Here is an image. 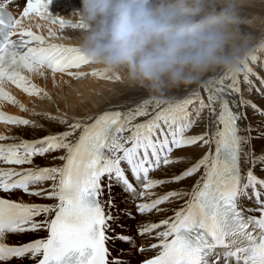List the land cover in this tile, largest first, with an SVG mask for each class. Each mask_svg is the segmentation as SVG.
Segmentation results:
<instances>
[{
	"label": "snow or ice",
	"instance_id": "1",
	"mask_svg": "<svg viewBox=\"0 0 264 264\" xmlns=\"http://www.w3.org/2000/svg\"><path fill=\"white\" fill-rule=\"evenodd\" d=\"M13 2L0 3V102L34 119L0 110V123L48 134L0 133V264H264V56L253 55L243 79L218 74L163 104L134 92L82 115L66 96L61 109L33 76L46 80L50 71L58 87L57 74L102 73L80 70L90 62L77 47L22 20L35 14L61 29L84 26L54 16L51 0H26L19 18L7 11ZM11 86L54 111L29 108ZM193 146L203 153L184 151ZM49 156L59 163L36 162ZM18 192L48 202L11 198ZM25 235L36 238L17 239Z\"/></svg>",
	"mask_w": 264,
	"mask_h": 264
},
{
	"label": "clouds",
	"instance_id": "2",
	"mask_svg": "<svg viewBox=\"0 0 264 264\" xmlns=\"http://www.w3.org/2000/svg\"><path fill=\"white\" fill-rule=\"evenodd\" d=\"M260 5L257 10V5ZM75 47L89 66L163 104L264 52V0H80Z\"/></svg>",
	"mask_w": 264,
	"mask_h": 264
},
{
	"label": "bare ground",
	"instance_id": "3",
	"mask_svg": "<svg viewBox=\"0 0 264 264\" xmlns=\"http://www.w3.org/2000/svg\"><path fill=\"white\" fill-rule=\"evenodd\" d=\"M5 2L6 0L2 1V3ZM25 4H26V0H14L13 3L8 4L7 9L10 10L17 18H19ZM80 6H81L80 0H51V3L49 5V10L54 16L60 15L61 17L62 16L68 17L69 15H71L72 18L70 19L77 20V17L73 13L76 10H78ZM256 7L258 10L260 5L258 4ZM22 24L25 29H30L36 32L37 34L44 35L45 37H48V30L52 29L58 35L63 37V39H53L52 42L64 44L66 46H75L80 33L83 31L82 29H61L57 27L54 23H52L50 20L41 19L39 16L35 14H31L29 17L24 18L22 20ZM258 55L264 56V53L260 52L258 53ZM80 70L87 73H91L93 70H96L101 72L102 75L99 76L89 75L87 78L81 80H74L66 75L57 74L56 83L58 84V87L53 86V79L49 71L46 80L39 76H33V80L39 86L45 87L50 93H52V95L56 98V103L60 104L61 109H64L65 107V101L64 99H62V97L66 96L68 103L75 106L74 112L82 115L101 113L104 110L109 109L111 106L120 104L121 102L125 101L128 97L132 96L134 92H139L143 97L149 98L145 91L127 87L126 85L121 83V81L115 80V77L112 76L110 73H104L100 69L90 67L89 65L83 66L82 69ZM243 75L244 74L240 75L239 77L243 79ZM103 76H110L112 77V79H106L103 78ZM210 77L213 76L210 74L208 78ZM65 81H68V84L64 83ZM227 82L230 81H226V83ZM69 84H71V87H69ZM197 88H201V86H194L187 89L181 88L179 90L174 91L172 94L177 92H187ZM11 92L18 100L23 102L25 105L32 103L31 98H33L34 102L30 104L31 105L30 108L33 106V104H35L36 111L38 112L54 111L55 105L53 103H50L46 100H40L38 98L29 97L21 90L15 88V86H11ZM77 93H80L81 95H78ZM245 95L247 97V92L245 93ZM253 98L256 99V101L259 103L258 97H253ZM0 110L8 114H13L21 111L18 106L7 102H0ZM70 114L73 113L70 112ZM248 115L249 116L252 115L251 111H249ZM23 116L24 118L27 119H34V117L30 115V113L25 112ZM39 122L47 123L46 121L43 120H40ZM9 129L13 134H19L25 139H35L48 134L47 131H43V132L34 131L30 127H17L14 125L8 127L5 130V132H7ZM195 131L199 132L200 129H196ZM0 133H3L1 127H0ZM184 151L190 155L199 156L203 153L204 149L193 146L191 148L185 149ZM36 162L42 166H52L54 164L59 163V161L52 160L51 156H49L47 159L38 157L36 158ZM187 183L191 184L192 180L187 181ZM155 191L163 192L164 189L158 188ZM19 196H23V199L26 202H35V203L48 202V201H42L39 198H35V197L30 198L27 195H24L23 193H19V192L13 194L11 198L16 199ZM180 203L182 202H177L176 204L163 205L162 207H168L170 209L178 208ZM167 215H172V212L171 211L168 212ZM148 218L152 221H158L159 219H161V216L159 214H153L150 215ZM40 235L43 236L44 233L41 232ZM34 238L36 237L32 235H25L17 239H23L25 242H28ZM144 243H147V241H144Z\"/></svg>",
	"mask_w": 264,
	"mask_h": 264
},
{
	"label": "rangeland",
	"instance_id": "4",
	"mask_svg": "<svg viewBox=\"0 0 264 264\" xmlns=\"http://www.w3.org/2000/svg\"><path fill=\"white\" fill-rule=\"evenodd\" d=\"M2 1L3 0H1V2L0 3H2ZM60 4H62V3H60ZM62 6V5H61ZM60 9V8H59ZM64 19H66V20H75V19H70V18H72L71 17V15H69L68 17H64V16H62ZM57 27H59L60 28V26L59 25H57V24H55ZM64 29H72V28H69V27H66V28H64ZM31 101H32V103L34 102V99L33 98H31ZM30 101V102H31ZM32 103H29V104H27L26 106H28L29 108H30V104H32ZM17 112V111H16ZM25 114V112H23V111H19V112H17V113H13V114H11V115H15V116H19V117H23L24 118V115ZM11 125H5V124H3V123H0V127L2 128V130H3V133H5V130L8 128V127H10Z\"/></svg>",
	"mask_w": 264,
	"mask_h": 264
}]
</instances>
